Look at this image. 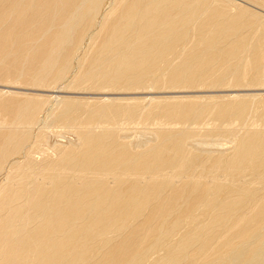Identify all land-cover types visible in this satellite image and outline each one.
<instances>
[{"label":"bare ground","instance_id":"bare-ground-1","mask_svg":"<svg viewBox=\"0 0 264 264\" xmlns=\"http://www.w3.org/2000/svg\"><path fill=\"white\" fill-rule=\"evenodd\" d=\"M231 1L0 0L1 85L99 96L0 89V264H264V95L133 97L264 88Z\"/></svg>","mask_w":264,"mask_h":264},{"label":"rangeland","instance_id":"rangeland-1","mask_svg":"<svg viewBox=\"0 0 264 264\" xmlns=\"http://www.w3.org/2000/svg\"><path fill=\"white\" fill-rule=\"evenodd\" d=\"M231 1V0H230ZM235 2V4L236 3H238V5H241V6H244L245 8H247V9H249V10H252V11H257V13H259V14H262V16H264V7L263 6H259V4H257V3H254V2H251V1H249V0H232L231 2ZM264 1V0H263ZM233 2V3H234ZM257 5V6H256ZM87 42H88V40H87ZM87 42H86V40H85V45H87ZM5 87V88H4ZM2 88V89H1ZM0 89L2 90V91H4V92H11V93H17V94H26V95H35V96H49V97H51V98H56V97H58V98H60V97H70V98H79V99H81V98H85V99H97V98H99V96L97 97V95H92L93 94V92L91 93H81L80 94V92L79 93H73V92H70V91H66V90H62V89H58V90H55V92L56 93H51V92H47V91H45V90H42V89H32V88H25V87H20V86H15V87H10V86H3V85H1L0 84ZM26 89V90H25ZM14 90H17V91H14ZM250 90V91H249ZM252 90V91H251ZM20 91V92H19ZM221 91H223L222 93H221ZM249 91V92H248ZM254 91V92H253ZM43 92V93H42ZM46 92V93H45ZM191 92H192V94H191ZM196 92V93H195ZM205 92L208 94H206L205 95ZM214 92V93H213ZM226 92V93H225ZM230 92V93H229ZM231 92H234V93H231ZM238 92V93H237ZM243 92V93H242ZM262 92V93H261ZM68 93V94H67ZM169 93V94H168ZM175 95H173V94ZM185 94V95H183V94ZM188 93H190V94H188ZM197 93H199V94H197ZM200 93H202V95L200 94ZM209 93H213V94H209ZM218 93H220V94H218ZM225 93V94H224ZM237 93V94H236ZM245 93V94H244ZM246 93L248 94V95H257V96H263L264 95V88H250V89H237V90H234V89H218V90H205V89H200V90H187V91H181L180 93H179V91H167V92H145V93H143L144 95H135V96H133V97H135V98H145L146 96H147V94L150 96H147L148 97V99L149 98H169V97H203V96H215V97H219V96H223V97H227L228 95H231V96H234L235 94L236 95H246ZM50 94V95H49ZM56 94V95H55ZM59 96H58V95ZM70 94V95H69ZM159 94V95H158ZM161 94V95H160ZM196 94V95H195ZM53 97H52V96ZM73 95V96H72ZM156 95V96H155ZM165 95V96H164ZM180 95H182V96H180ZM94 96V97H93ZM138 96V97H137ZM133 98V97H131V96H114V97H112L111 96V98ZM54 127V126H53ZM50 127V128H48V131L47 132H50L49 134L53 137V141L54 142H56V143H58V144H61V145H66V144H68L69 142H73L74 141V137L73 136H71L70 134H67L64 130H62L61 128H58V127ZM52 128V129H51ZM57 128L59 129V130H57ZM49 129H50V131H49ZM61 129V130H60ZM53 130V132H51ZM56 130V131H55ZM55 131V132H54ZM54 134V135H53ZM60 135V136H59ZM220 145H222L223 146V149H228V148H230L231 147V145L230 144H227V143H225V142H223V144L221 143ZM222 146L221 147H219V146H217V147H215L214 146V148L213 149H219V150H223L222 149ZM36 157L39 159V158H41L40 157V155H36Z\"/></svg>","mask_w":264,"mask_h":264}]
</instances>
